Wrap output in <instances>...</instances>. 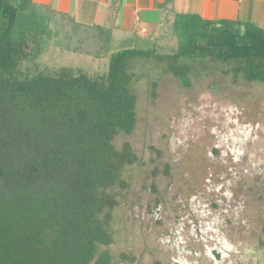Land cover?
Masks as SVG:
<instances>
[{"label": "trees", "instance_id": "trees-1", "mask_svg": "<svg viewBox=\"0 0 264 264\" xmlns=\"http://www.w3.org/2000/svg\"><path fill=\"white\" fill-rule=\"evenodd\" d=\"M168 27L173 53L156 43L113 53L112 29L34 0H0V264L136 262L101 249L114 242L110 225L119 191L128 188L124 172L139 161L130 143L114 145L137 126L135 62L164 64L186 88L192 61L264 85V30L256 24L184 14ZM40 34L68 52L108 57L107 71L42 68ZM157 89L153 82V99Z\"/></svg>", "mask_w": 264, "mask_h": 264}, {"label": "rangeland", "instance_id": "rangeland-1", "mask_svg": "<svg viewBox=\"0 0 264 264\" xmlns=\"http://www.w3.org/2000/svg\"><path fill=\"white\" fill-rule=\"evenodd\" d=\"M122 36L111 52L155 43L163 54L177 49L169 27L154 37ZM39 37L42 68L90 76L108 69V57L68 52L55 37ZM189 63V88L164 64L132 65L138 122L114 145L130 143L139 161L124 172L128 188L119 191L110 225L114 242L101 249L117 260L136 258L125 264H264V85L226 75L220 64Z\"/></svg>", "mask_w": 264, "mask_h": 264}, {"label": "crops", "instance_id": "crops-1", "mask_svg": "<svg viewBox=\"0 0 264 264\" xmlns=\"http://www.w3.org/2000/svg\"><path fill=\"white\" fill-rule=\"evenodd\" d=\"M38 5L72 16L76 22L112 29L113 43L154 37L175 15H197L208 21L251 22L264 30V0H34ZM125 32V33H124Z\"/></svg>", "mask_w": 264, "mask_h": 264}]
</instances>
